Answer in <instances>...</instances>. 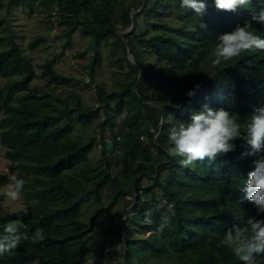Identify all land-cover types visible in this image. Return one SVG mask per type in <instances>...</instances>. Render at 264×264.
Instances as JSON below:
<instances>
[{"label":"trees","instance_id":"trees-1","mask_svg":"<svg viewBox=\"0 0 264 264\" xmlns=\"http://www.w3.org/2000/svg\"><path fill=\"white\" fill-rule=\"evenodd\" d=\"M22 2L32 9L31 0ZM42 2L59 12L65 47L72 46L77 28L92 37L91 81L96 82L103 64V44L111 46L120 78L111 87L95 83V104L84 102L76 90L62 95L57 88L71 84L72 77L56 70L60 55L54 54L39 65L47 87L32 88L36 64L9 25L4 26L9 30L0 37L7 41L0 46V75L7 78L0 84V140L5 156L14 162L15 176L25 181L29 203L0 217V236L14 221L29 236L42 229L45 239L22 241L0 255V264H89L88 255L105 257L114 251L105 246L113 230L123 239L120 264L152 259L160 264H242L221 240L235 215L256 214L242 191L255 157L241 159L240 154L250 146L236 140L235 151L187 168L165 149L169 124L190 120L204 104L225 108L241 121L254 105L264 104V52L212 65L217 35L243 25L260 10V0L235 12L218 10L214 0H205L202 15L181 7L180 0ZM172 6L179 22L163 19ZM134 8L139 11L132 16ZM120 23L123 29L133 27L123 33ZM4 24L1 17L0 27ZM253 30L264 37V25L253 22ZM42 41L38 35L29 47ZM197 83L195 95H186ZM95 118L100 119L96 132H74L78 124ZM98 144L101 156L92 162L90 152ZM6 179L0 175V186ZM118 201L122 206L117 213L126 217L122 229L101 227V219ZM86 203L93 205L90 215L84 213ZM168 204L175 206V215L160 233L157 226ZM148 211L151 224L145 222ZM257 264H264V256Z\"/></svg>","mask_w":264,"mask_h":264},{"label":"clouds","instance_id":"clouds-1","mask_svg":"<svg viewBox=\"0 0 264 264\" xmlns=\"http://www.w3.org/2000/svg\"><path fill=\"white\" fill-rule=\"evenodd\" d=\"M214 3L218 10L235 12L238 8L250 4L251 0H214ZM260 3V10L253 12L243 25L237 24L232 30L217 35L213 66L227 63L248 52H264V37L253 30V22L264 25V0H260ZM180 4L197 15H202L207 7L205 0H180ZM199 87L200 84L197 83L186 95L194 96ZM161 127L163 128V122ZM167 139L166 152L172 157H179V164L186 168L194 166L197 161L215 160L218 156L235 151L236 140H242L250 146L249 151L240 154L241 159L246 156L255 157L252 161L254 168L248 172L242 191L245 193L244 199L254 205L256 214L235 215L221 243L228 247L242 264H257V258L264 256V218H261L264 214V104L254 105L252 112L243 121L238 120L225 108L214 109L204 104L199 111L192 112L190 120L170 123ZM24 183L23 179L10 175L8 186L0 191V196L9 201H18ZM126 197L129 198L128 195ZM174 208L173 204L167 205L166 212L160 217L158 232L163 233L170 226L172 216L175 215ZM125 218L121 217V221ZM121 221L117 226L119 229H122ZM145 222L152 223L150 211L146 212ZM4 232L5 235L0 236V255L18 248L22 241L39 243L45 239L42 229L37 228L29 236L19 232V225L14 221L7 223ZM116 248L114 251L125 254L123 245L119 250L118 246ZM110 250L112 249H105L106 252ZM33 264H38V261H33Z\"/></svg>","mask_w":264,"mask_h":264},{"label":"rangeland","instance_id":"rangeland-1","mask_svg":"<svg viewBox=\"0 0 264 264\" xmlns=\"http://www.w3.org/2000/svg\"><path fill=\"white\" fill-rule=\"evenodd\" d=\"M4 6L0 9V18L5 19V24L0 27V37L6 35L7 30L4 29L5 25L13 30V34L25 53L30 56L36 64L38 76L33 80L32 88L47 87L45 78L41 77V68L39 65L44 63L48 58L52 57L54 54H59L60 57L56 64L54 65L56 70L63 75H70L72 77V82L69 85H61L57 88V92H61L62 95L69 94L71 90H76L82 96L84 102L89 104L96 103V93H95V83L105 82L107 86H115L116 79L120 78V74L117 71L118 62L116 57L110 56L111 46L103 44L101 46V52L103 54V64L98 69L96 75V82L89 79L88 68L91 58L94 54V49L92 48V37L82 36L77 28L73 33L72 46L65 47V25L59 22L60 16L59 12L55 7H49L42 0H31L33 3L32 9L23 3L22 0L15 2L14 0H2ZM136 11L139 9L134 8ZM134 10V11H135ZM135 11V12H136ZM163 19L172 20L173 23L179 22V18L175 11V7L163 14ZM159 16V14H158ZM141 18V17H140ZM121 32L123 29L122 23L119 24ZM42 35L43 41L39 43L34 49L29 47V42L36 36ZM7 43L6 40L0 41V46ZM111 45V43H110ZM79 51H85V55L82 57L76 56ZM129 57L132 56L129 54ZM203 70H207L204 67ZM83 78V80H79ZM7 80L6 77L0 75V84ZM3 113H0V118ZM100 120V119H99ZM96 118L88 125L78 124L74 129L75 133H83L88 136L92 132L97 131V124L99 122ZM5 147L0 140V175L6 174L7 179L0 186V191H3L5 187L8 186L9 176L15 175L16 171L11 168L14 164L13 161L9 160L5 156ZM101 156L100 146H95V148L90 152V159L95 162ZM143 180L148 183L147 178ZM104 199H107L106 197ZM29 200L26 198L25 190L21 192V198L18 201H9L3 199L0 201V217L8 212L15 211L18 209L26 208ZM91 203H86L84 206V213L90 215L89 209L92 207ZM122 206V201L115 203L114 207L108 211L105 216L100 221L101 227H106L109 229H116L121 221V217L118 215L119 208ZM114 223H113V222ZM117 221V222H116ZM123 239L117 236V231H112V239H109L105 246L118 250L121 248ZM87 262L89 264H120L122 262V257L116 251H111V254L105 257L97 255H88ZM144 264H160L152 260H145Z\"/></svg>","mask_w":264,"mask_h":264},{"label":"water","instance_id":"water-1","mask_svg":"<svg viewBox=\"0 0 264 264\" xmlns=\"http://www.w3.org/2000/svg\"><path fill=\"white\" fill-rule=\"evenodd\" d=\"M134 10H135V9H133L132 12H131V13H132V16H133V13L136 11V10H135V11H134ZM132 27H133V25H132L130 28H128L127 30H125L123 33H126L127 31L131 30ZM123 33H122V34H123ZM128 57H129V53H128ZM129 58H130V57H129ZM130 59H131V58H130ZM131 60H132V59H131Z\"/></svg>","mask_w":264,"mask_h":264}]
</instances>
